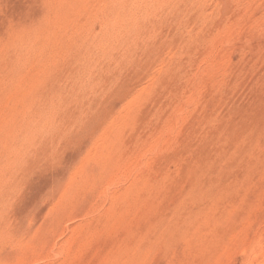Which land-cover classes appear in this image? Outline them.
I'll return each instance as SVG.
<instances>
[{
    "label": "rangeland",
    "instance_id": "obj_1",
    "mask_svg": "<svg viewBox=\"0 0 264 264\" xmlns=\"http://www.w3.org/2000/svg\"><path fill=\"white\" fill-rule=\"evenodd\" d=\"M0 264H264V0H0Z\"/></svg>",
    "mask_w": 264,
    "mask_h": 264
}]
</instances>
